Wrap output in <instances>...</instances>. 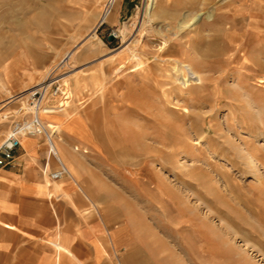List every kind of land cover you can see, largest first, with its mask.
<instances>
[{
    "label": "rangeland",
    "instance_id": "1",
    "mask_svg": "<svg viewBox=\"0 0 264 264\" xmlns=\"http://www.w3.org/2000/svg\"><path fill=\"white\" fill-rule=\"evenodd\" d=\"M158 8L211 53L202 84L141 73L137 58L118 69L127 47L147 62L163 48L157 29L172 20ZM185 28L168 41H185ZM50 78L68 97L41 121L88 151L96 208L185 264H264V0H0V142L30 120L27 92Z\"/></svg>",
    "mask_w": 264,
    "mask_h": 264
},
{
    "label": "crops",
    "instance_id": "2",
    "mask_svg": "<svg viewBox=\"0 0 264 264\" xmlns=\"http://www.w3.org/2000/svg\"><path fill=\"white\" fill-rule=\"evenodd\" d=\"M52 141L74 173L65 166L66 174L49 179L58 165L40 135L20 137L14 165L0 167V264H185L149 246L127 218L115 222L95 208L80 164L88 151L76 150L79 139L65 128Z\"/></svg>",
    "mask_w": 264,
    "mask_h": 264
},
{
    "label": "bare ground",
    "instance_id": "3",
    "mask_svg": "<svg viewBox=\"0 0 264 264\" xmlns=\"http://www.w3.org/2000/svg\"><path fill=\"white\" fill-rule=\"evenodd\" d=\"M110 2H112V0H110ZM155 7V6H153ZM168 8V7H167ZM115 9V8H114ZM160 8L158 9H153L152 10V14L157 15L159 14L160 16H167L166 12H161L159 11ZM250 12V11H249ZM211 13V12H210ZM106 13H104L105 16ZM103 16V17H104ZM194 16V15H193ZM170 19L172 20L170 24H168L166 27H161L159 29H157V34L159 35V38H161L163 40V48L161 49V51L157 53H155V55L153 56L154 59L152 62H147V58H144L142 60V58L144 57V51H142V48L140 50V48L137 46V44L132 45L131 47H127V51H128V55L125 58H122L121 60H119L118 64L119 67L118 69L122 68V69H129L130 67L127 66L130 61L134 58L139 59V64L142 65L140 67V69L142 70L141 73H166V71H169L170 73H172V70L174 72H178V73H182V75L185 77L187 76V78L184 80V84L188 83L189 81L192 80V77L190 75H198V80L199 82L202 84L201 80H205L207 78L206 77H200L198 73H203V72H210L211 68H210V64L208 65L206 63V61L211 57V53L208 52H202L199 53L196 51V49L194 48L193 42H191L190 37L188 36L189 33L191 32V30H189L188 28H185V26H174L173 25V21L175 20V16L173 14H171ZM210 17V16H209ZM195 23V21L193 22ZM195 27H199V26H195ZM184 29L183 34L181 35H186L188 36L186 38L185 41L181 42L180 40H174L173 43L169 42L168 40H170L172 38V36L176 35L177 32L180 29ZM198 29V28H197ZM195 30V32H197L198 30ZM180 35V34H179ZM180 35V36H181ZM197 39V38H196ZM249 39V38H248ZM167 41L169 43H167ZM167 43V44H166ZM247 43V42H246ZM140 45V44H139ZM143 47V46H142ZM245 47V46H244ZM176 50L178 53V57H174L172 58L171 53ZM242 51V50H240ZM238 52V51H237ZM168 55V56H163V55ZM151 55H153V53L151 52ZM195 55H198V59L195 58ZM262 55V54H261ZM145 61V62H144ZM260 61V60H259ZM262 62V61H261ZM260 62V63H261ZM177 65V68L175 69V66ZM135 66V65H134ZM132 67V66H131ZM258 67V66H257ZM121 69V70H122ZM133 70L130 69V72H132ZM140 71V70H139ZM238 73H243L242 71H239ZM144 75V74H143ZM189 75V76H188ZM223 75V74H222ZM212 77V76H210ZM236 77V76H235ZM214 78V77H213ZM217 77L215 76L214 79H216ZM208 79V78H207ZM206 79V80H207ZM210 79V78H209ZM155 80V79H154ZM212 80V79H211ZM158 81V80H157ZM194 81V80H193ZM209 81V80H208ZM210 82V81H209ZM242 82V81H241ZM197 83V82H196ZM209 84V83H208ZM215 84V83H214ZM199 85V84H198ZM187 86V84H186ZM4 89V88H3ZM4 91L6 92V94H8V97H12L10 91H8L7 89H4ZM173 91V90H171ZM177 96L182 97V94H179V92L174 93ZM233 96V95H232ZM236 96V95H235ZM68 97V95H67ZM167 98V97H166ZM240 105V104H239ZM242 105V104H241ZM243 107V106H242ZM173 108V107H172ZM64 109V108H63ZM25 110V109H24ZM59 111L62 110H54V109H48L46 107H42L40 109V119L42 114L48 115V114H52V113H57ZM246 112V111H245ZM253 114V113H252ZM250 114V115H252ZM262 116V115H261ZM264 116V115H263ZM258 124V123H257ZM47 127L50 128V132L54 133L56 131V129L54 128V125L51 124H45ZM261 127V126H260ZM179 141V140H178ZM46 143V142H45ZM56 143V142H55ZM231 145V144H230ZM52 146V150L55 151L56 156H58L60 158V154L58 152V150L60 151V149L57 150V148L55 147L54 143L52 142L51 144ZM58 146V145H57ZM59 148V147H58ZM65 149V148H64ZM76 150L79 149V147L77 146L75 148ZM82 152H87L86 149H81ZM160 151V150H159ZM158 151V152H159ZM256 150L253 151H249V152H245L248 155V159L250 161V163L252 161H258V157L255 155ZM61 159V158H60ZM252 159V160H251ZM258 164V163H257ZM263 164V163H261ZM65 166L67 167V170L69 171V173L73 172L74 170L73 168L65 163ZM261 166V165H260ZM263 168V167H262ZM194 170V168H193ZM201 171V170H199ZM195 173V172H194ZM202 173V172H201ZM206 173V172H205ZM197 174V172H196ZM200 174V172L198 173V175ZM158 175V174H157ZM160 177V176H159ZM159 177L157 176L156 178L159 179ZM201 177V176H198ZM74 179V178H73ZM162 179V178H161ZM197 179V178H196ZM201 179V178H200ZM160 180V179H159ZM203 180V179H202ZM205 180V179H204ZM161 181V180H160ZM165 181V180H164ZM200 181V180H199ZM202 183V181H200ZM166 183V182H165ZM198 183V182H197ZM206 183V182H205ZM204 183V184H205ZM235 184V183H234ZM167 185L164 184V182H158L155 186H153L152 190L156 189L159 194L162 196L164 194V190H163V186ZM169 185H167L168 187ZM205 186V185H204ZM152 187V186H151ZM170 189V188H169ZM200 189V188H199ZM227 190V189H226ZM154 192V191H153ZM151 193V192H149ZM147 194V193H146ZM262 194V192H261ZM148 195V194H147ZM153 195V194H152ZM160 196V197H161ZM164 198V196H162ZM263 198V197H262ZM151 199V198H150ZM177 199V197H176ZM167 200V199H166ZM96 208V207H95ZM94 208V209H95ZM234 211V210H233ZM236 214L238 212H235ZM242 216V215H241ZM240 219V218H239ZM245 221V219H243ZM247 220V219H246ZM243 221V222H244ZM248 221V220H247ZM249 222V221H248ZM254 223V222H253ZM252 223V225H253ZM255 225V224H254ZM253 225V226H254ZM251 226V225H250ZM252 226V227H253ZM257 226V225H256ZM258 227V226H257ZM256 229V228H255ZM259 230V229H258ZM260 232V231H259ZM261 233V232H260ZM257 234V233H256ZM261 235V234H260ZM252 263V262H251Z\"/></svg>",
    "mask_w": 264,
    "mask_h": 264
},
{
    "label": "built area",
    "instance_id": "4",
    "mask_svg": "<svg viewBox=\"0 0 264 264\" xmlns=\"http://www.w3.org/2000/svg\"><path fill=\"white\" fill-rule=\"evenodd\" d=\"M60 80V78H50L27 92L30 120L14 124L6 138L0 142V167L14 165V150L19 146L20 137L42 135L58 165L56 171L48 173L49 179L58 180L62 175L66 174L67 171L64 164L57 158L55 151L51 149L54 133L50 132V128L42 123L39 115L42 107L54 110L62 109L63 106L61 104H59L61 106H56L53 102L56 99L62 101L67 99L66 89Z\"/></svg>",
    "mask_w": 264,
    "mask_h": 264
},
{
    "label": "water",
    "instance_id": "5",
    "mask_svg": "<svg viewBox=\"0 0 264 264\" xmlns=\"http://www.w3.org/2000/svg\"><path fill=\"white\" fill-rule=\"evenodd\" d=\"M112 38H113L112 35H109V36H108V40H111Z\"/></svg>",
    "mask_w": 264,
    "mask_h": 264
}]
</instances>
